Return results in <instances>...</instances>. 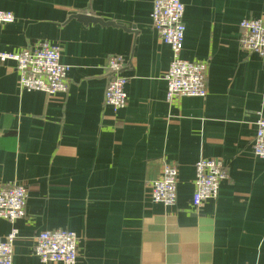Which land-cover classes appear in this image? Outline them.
I'll return each instance as SVG.
<instances>
[{
    "label": "crops",
    "instance_id": "obj_1",
    "mask_svg": "<svg viewBox=\"0 0 264 264\" xmlns=\"http://www.w3.org/2000/svg\"><path fill=\"white\" fill-rule=\"evenodd\" d=\"M154 0H0L16 21L0 24V52L59 46L66 94L23 91L0 62V185L24 184L14 264H43L36 237L79 238L77 264H264V159L253 152L264 116V57L241 48L240 23L264 18V0H182L183 60L207 64V97L166 100L173 59L152 27ZM88 13L121 27L85 25ZM122 55L128 105L104 103L105 64ZM220 159L219 197L192 204L195 165ZM178 170L175 206L155 204L150 182ZM11 225L0 218V241Z\"/></svg>",
    "mask_w": 264,
    "mask_h": 264
},
{
    "label": "built area",
    "instance_id": "obj_2",
    "mask_svg": "<svg viewBox=\"0 0 264 264\" xmlns=\"http://www.w3.org/2000/svg\"><path fill=\"white\" fill-rule=\"evenodd\" d=\"M185 5L182 0H154L151 14L153 29L162 42L168 45L173 59L165 75L166 100L206 98L208 66L202 62L183 60L186 25ZM12 12L0 11V24H12ZM241 48L264 57V18H245L240 23ZM61 48L46 41L37 42L18 53L0 52V62H11L19 76L21 90L43 92L48 95L66 94L69 90L70 68L61 63ZM127 65L122 55H112L105 64L110 75L104 94V103L115 114L128 105L126 88L130 78L123 74ZM253 152L264 159V116L256 122ZM229 179L227 164L220 159H200L195 165V193L192 204L199 208L204 202L219 197L221 184ZM153 203L173 207L178 200V170L175 165L164 163L161 176L150 182ZM29 190L24 184L0 185V218L9 222L10 232L0 241V264H14L15 243L19 236L16 223L25 218ZM79 236L69 230L44 231L35 239L34 255L43 264H77Z\"/></svg>",
    "mask_w": 264,
    "mask_h": 264
},
{
    "label": "water",
    "instance_id": "obj_3",
    "mask_svg": "<svg viewBox=\"0 0 264 264\" xmlns=\"http://www.w3.org/2000/svg\"><path fill=\"white\" fill-rule=\"evenodd\" d=\"M70 19H76L79 22H82L85 25H89V24H93V25H100V26H105V27H121V28H125L124 26H122V24H118L115 23L113 21H104L102 18H98V17H94L88 13H84V14H75L73 16H71ZM110 77V75H108V78Z\"/></svg>",
    "mask_w": 264,
    "mask_h": 264
}]
</instances>
